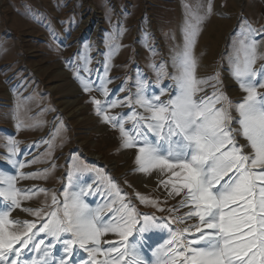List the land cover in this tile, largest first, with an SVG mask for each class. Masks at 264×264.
<instances>
[{
	"label": "rangeland",
	"instance_id": "rangeland-1",
	"mask_svg": "<svg viewBox=\"0 0 264 264\" xmlns=\"http://www.w3.org/2000/svg\"><path fill=\"white\" fill-rule=\"evenodd\" d=\"M249 2L238 0L233 4L230 0H215L220 24H212L210 33L202 30L204 36L202 31L198 32L192 49L197 60V76L219 73L222 91L233 103L240 102L245 93L231 76L229 59L234 63L238 57L242 59L238 50L243 39L241 33L248 35L247 25L256 30L250 37L258 42V53L264 54V0H257V20L245 19ZM196 3L197 0H0V172L18 175L49 169L46 178L17 179L16 187L20 189H48L47 195L40 193L22 201L23 207L41 208L51 204L53 193L63 201L66 190L71 195L82 189L87 192L91 186L92 192L82 199L92 209H103L106 218L110 213L104 206L114 196L108 185L110 178L127 194L137 212L155 215L161 221L177 215L167 209L176 205L180 197H169L159 186L165 177L159 175L150 183L144 173L134 171L136 150L121 148L118 130L105 123L91 103L92 97L102 101L105 97L95 90L85 92L76 71L79 68L81 75L95 87L101 84L100 77L104 76L107 64L110 99L135 94L137 81L143 80L148 85L145 95H160L163 88L165 95L160 100L167 101L177 94L172 77L179 75L174 63L184 40L183 25L190 19L195 23L184 15V9ZM201 38L206 40L204 44L199 41ZM89 59L91 62L86 63ZM262 64L264 60H257L254 67L258 69ZM85 66L92 69L90 75L83 72ZM211 92V87H205L197 95ZM136 110L147 115L143 109L136 107ZM106 111L117 115L127 114L131 109L125 106ZM230 111L238 119L235 109ZM125 127L130 128L131 124ZM236 139L241 145L247 144L239 134ZM10 140L18 142L12 158L24 163V168L19 163L8 162ZM244 151L251 153L248 147ZM69 173H72L71 182ZM136 193L158 200L159 207L165 211L141 204ZM44 210L49 209L44 207ZM184 211L181 209L179 214ZM10 218L35 219L18 208L11 210ZM183 227L171 224L173 230ZM42 237L40 234L38 238ZM63 238L71 237L63 234ZM169 238V230L165 228L137 233L135 240L129 239L137 244L138 258L144 264H158L153 253ZM116 239L109 234L102 241ZM101 247L108 245L102 242ZM63 249L62 242L49 249V264H59L66 256ZM36 256L34 248L25 249L20 260L30 262ZM71 259L73 264H81L89 257L76 245Z\"/></svg>",
	"mask_w": 264,
	"mask_h": 264
},
{
	"label": "snow or ice",
	"instance_id": "snow-or-ice-1",
	"mask_svg": "<svg viewBox=\"0 0 264 264\" xmlns=\"http://www.w3.org/2000/svg\"><path fill=\"white\" fill-rule=\"evenodd\" d=\"M211 10L209 0L208 13ZM192 17L195 23L185 21L184 47L174 63L179 70V75L172 77L177 94L167 101L160 100L165 95L163 88L160 95H145L148 85L143 80L137 81L135 94L110 99L107 64L101 84L95 87L79 68L76 71L85 92L95 90L105 97L103 101L92 97L91 103L97 115L118 130L121 148L136 150L134 171L146 175L158 171L165 177L159 186L169 197H180L176 205L167 209L177 215L161 221L155 215L137 212L127 194L110 178L108 185L114 196L104 206L110 213L106 218L103 209H92L82 199L92 192L91 186L87 192L82 189L71 195L66 190L63 201L53 193L51 204L44 206L48 211L44 207H23L22 201L40 193L47 195L48 189H20L16 187L17 179L46 178L49 169L18 175L0 172V264H49V249L59 242L66 253L59 264H73L76 245L88 253L89 259L81 264H144L138 258L137 244L129 238L135 240L137 233L165 228L170 238L153 253L158 264H264V92L259 91L264 89V64L254 67L257 60H264V54L258 53V42L250 37L256 30L247 25L248 35L241 33L238 50L242 59L238 57L235 63L229 59L231 76L245 93L240 102L233 103L222 91L219 73L206 77L196 74L197 60L192 49L199 25L206 17L195 13ZM91 71L83 68L89 75ZM205 87L212 88L211 94L198 97ZM125 106L131 109L127 114L109 115L106 111ZM232 108L238 119L233 118ZM126 124L131 127L126 128ZM237 134L247 141L246 145L237 142ZM17 143L10 140L7 160L24 168V163L12 158ZM246 147L251 153H245ZM71 177L69 173L70 182ZM136 198L141 204L165 211L156 199L140 193ZM17 208L35 219H11V210ZM181 209L186 211L179 214ZM172 223L185 227L173 230ZM40 234L42 238H38ZM63 234L71 238H63ZM109 234L117 239L102 241ZM102 242L108 247H101ZM32 248L37 256L30 262H21L23 251Z\"/></svg>",
	"mask_w": 264,
	"mask_h": 264
},
{
	"label": "bare ground",
	"instance_id": "bare-ground-1",
	"mask_svg": "<svg viewBox=\"0 0 264 264\" xmlns=\"http://www.w3.org/2000/svg\"><path fill=\"white\" fill-rule=\"evenodd\" d=\"M180 1V0H179ZM174 2V1H173ZM177 2V1H176ZM185 2H187V1H185ZM230 2L231 3H233V4H235V3H237L238 2V0H230ZM259 2V1H258ZM188 3V2H187ZM186 3V4H187ZM191 3H192V1H191ZM208 4H209V0H197V3L194 5V6H192V7H185V9H184V15H186L188 18H192L193 19V17H192V14L193 13H195V14H197V15H202V16H205L206 18L203 20V22L199 25V33H201V31L202 30H206L207 31V33H210V30L212 29V24H214V23H219L220 24V21H218V19H217V17H216V9H217V6L215 5V0H211V8H212V10H211V13H208ZM177 5V4H176ZM189 6V5H188ZM249 6H250V8H248L249 10H248V12H247V14H246V16H245V19H254V20H257L256 19V17H257V10H258V4H257V0H250V2H249ZM248 6V7H249ZM181 7V6H180ZM182 8V7H181ZM169 9V8H168ZM175 9V8H174ZM173 10V9H172ZM260 13V12H259ZM183 15V16H184ZM259 16V15H258ZM180 17V16H179ZM182 17V16H181ZM186 17V18H187ZM186 18H184L185 20H186ZM173 20V19H172ZM178 20H180V19H178ZM185 20H183V21H185ZM191 20V19H190ZM189 20V21H190ZM253 20V21H254ZM174 21V20H173ZM181 21V20H180ZM183 21H181L182 23H184ZM191 22H194V21H191ZM249 22V21H248ZM252 22V21H251ZM173 23H175V22H173ZM180 23V22H179ZM223 24H227L226 22L224 23L223 22ZM179 25H181V24H179ZM183 25V24H182ZM185 26V24L183 25V27ZM214 26V25H213ZM242 26H244V25H242ZM181 31V30H180ZM212 31V30H211ZM183 33V32H182ZM202 34H203V31H202ZM201 34V35H202ZM200 35V34H199ZM200 35V36H201ZM203 36H204V34H203ZM198 37V36H197ZM203 38V37H202ZM200 39L199 41L201 42V43H203L204 44V42L206 41V40H204L203 41V39ZM182 39H183V37H182ZM198 40V39H197ZM183 42V44H181L182 46H180L181 47V49H180V52H182V47H184V40L182 41ZM198 43V42H197ZM206 44V43H205ZM179 52V53H180ZM235 53V52H234ZM242 56V55H241ZM141 175V174H140ZM160 175V173L158 172V171H154V172H152V173H150V174H148V175H144V178H145V180L147 181V182H150V183H153V178L154 177H158ZM142 178V177H141Z\"/></svg>",
	"mask_w": 264,
	"mask_h": 264
}]
</instances>
